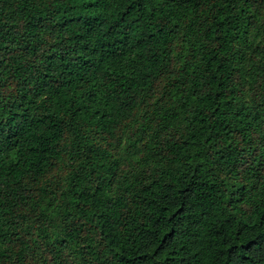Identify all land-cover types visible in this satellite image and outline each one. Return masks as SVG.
<instances>
[{
	"label": "trees",
	"instance_id": "1",
	"mask_svg": "<svg viewBox=\"0 0 264 264\" xmlns=\"http://www.w3.org/2000/svg\"><path fill=\"white\" fill-rule=\"evenodd\" d=\"M0 264H264V0H0Z\"/></svg>",
	"mask_w": 264,
	"mask_h": 264
}]
</instances>
